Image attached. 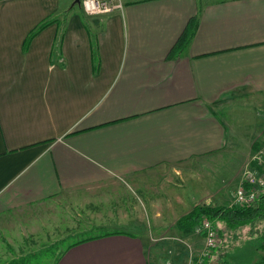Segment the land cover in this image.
Segmentation results:
<instances>
[{
    "label": "crops",
    "instance_id": "crops-1",
    "mask_svg": "<svg viewBox=\"0 0 264 264\" xmlns=\"http://www.w3.org/2000/svg\"><path fill=\"white\" fill-rule=\"evenodd\" d=\"M74 1L0 0V222L70 190L215 160L236 146L229 111L264 96V0H122L97 15ZM149 246L109 234L53 264H152Z\"/></svg>",
    "mask_w": 264,
    "mask_h": 264
},
{
    "label": "rangeland",
    "instance_id": "rangeland-1",
    "mask_svg": "<svg viewBox=\"0 0 264 264\" xmlns=\"http://www.w3.org/2000/svg\"><path fill=\"white\" fill-rule=\"evenodd\" d=\"M249 104V109L229 111L228 126L236 146L215 160L187 171L165 166L133 178H113L8 214L0 222V264L20 256L23 264H53L59 252L82 233L112 230L145 236L157 253L152 254V264H201L203 238L193 231H179L175 221L195 205H233L236 188L247 190L245 172L264 171L259 165L264 162V96ZM213 222L221 237L204 263L264 264V250L257 249L262 222L251 229L243 225L234 230L221 229L223 223Z\"/></svg>",
    "mask_w": 264,
    "mask_h": 264
},
{
    "label": "trees",
    "instance_id": "trees-1",
    "mask_svg": "<svg viewBox=\"0 0 264 264\" xmlns=\"http://www.w3.org/2000/svg\"><path fill=\"white\" fill-rule=\"evenodd\" d=\"M48 22L40 23L36 26L27 36L26 42L34 36L38 31H40ZM191 26H187L179 39L177 40L176 44L172 48L181 49L184 45L190 40L192 37L195 29H196V21H190ZM264 173V172H263ZM206 217L211 221H219L222 224L221 229H236L240 226H247L251 229L254 224L256 225L257 222H262L261 229L258 230V239L259 245L257 246L258 250H264V190L259 192L257 198L248 205L238 206V205H218V206H208V205H195L189 212L180 216L175 221V227L183 232V233H190L193 231L194 226L199 222L202 217ZM214 223V222H213ZM219 228V227H218ZM220 229V228H219ZM116 233H129L124 230H112L109 233H102L97 235H87L82 233L75 241L68 243L64 249H62L56 260L63 254L67 249L70 247L79 244L81 242H85L88 240H92L104 235L109 234H116ZM82 236V237H81ZM55 260V261H56ZM264 261V259H262ZM24 258H13L4 264H23ZM203 264H207V262H203ZM221 264H228L225 261Z\"/></svg>",
    "mask_w": 264,
    "mask_h": 264
},
{
    "label": "built area",
    "instance_id": "built-area-1",
    "mask_svg": "<svg viewBox=\"0 0 264 264\" xmlns=\"http://www.w3.org/2000/svg\"><path fill=\"white\" fill-rule=\"evenodd\" d=\"M79 4L83 11L89 15L109 13L115 10H121L123 7L122 0H80ZM264 168V162L259 164ZM264 171L259 172L247 170L245 172L244 190L241 186L237 187L233 195V205L243 206L252 203L258 196L259 192L264 190ZM258 186V187H256ZM193 232L202 237L204 248L200 254L199 262L211 256L212 249L217 247L220 241V233L213 226V221L208 218L200 220L193 228ZM201 262V263H202Z\"/></svg>",
    "mask_w": 264,
    "mask_h": 264
},
{
    "label": "water",
    "instance_id": "water-1",
    "mask_svg": "<svg viewBox=\"0 0 264 264\" xmlns=\"http://www.w3.org/2000/svg\"><path fill=\"white\" fill-rule=\"evenodd\" d=\"M80 0H75L74 3H79Z\"/></svg>",
    "mask_w": 264,
    "mask_h": 264
}]
</instances>
